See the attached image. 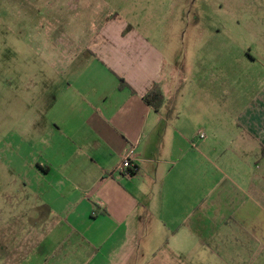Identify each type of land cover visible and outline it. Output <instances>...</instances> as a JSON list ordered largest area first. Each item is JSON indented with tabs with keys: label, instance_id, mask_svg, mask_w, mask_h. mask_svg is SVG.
I'll return each mask as SVG.
<instances>
[{
	"label": "crops",
	"instance_id": "obj_1",
	"mask_svg": "<svg viewBox=\"0 0 264 264\" xmlns=\"http://www.w3.org/2000/svg\"><path fill=\"white\" fill-rule=\"evenodd\" d=\"M114 21L91 42L104 69L46 100L56 121L30 122L43 146L20 186L46 209L17 234L14 264H264V74L239 88L207 74L195 104L178 58ZM65 39L63 55L82 54ZM71 58L54 60L59 76ZM131 149L134 175L115 173Z\"/></svg>",
	"mask_w": 264,
	"mask_h": 264
},
{
	"label": "rangeland",
	"instance_id": "obj_2",
	"mask_svg": "<svg viewBox=\"0 0 264 264\" xmlns=\"http://www.w3.org/2000/svg\"><path fill=\"white\" fill-rule=\"evenodd\" d=\"M113 19L116 28L125 26L124 31L118 28L119 36H129L135 28L161 54L178 58L179 74L187 77L184 87L195 104L194 85L207 74L225 76L229 88L241 87L237 75L264 74V0H0L2 263L23 258L16 254L17 234L25 233L46 209L42 197L33 199L20 186L28 175L30 152L43 146L39 128L30 122L56 121L54 112H46V102L63 87L104 69L91 53V42ZM61 38L80 39L82 54L73 57L78 51L72 47L63 55ZM65 55L72 57V64L59 76L53 62Z\"/></svg>",
	"mask_w": 264,
	"mask_h": 264
},
{
	"label": "trees",
	"instance_id": "obj_3",
	"mask_svg": "<svg viewBox=\"0 0 264 264\" xmlns=\"http://www.w3.org/2000/svg\"><path fill=\"white\" fill-rule=\"evenodd\" d=\"M120 79V88L129 87L126 82ZM144 101L151 106H159L163 102V95L162 91L159 86L154 85L151 91L144 97ZM135 169L131 172L132 175H134Z\"/></svg>",
	"mask_w": 264,
	"mask_h": 264
},
{
	"label": "built area",
	"instance_id": "obj_4",
	"mask_svg": "<svg viewBox=\"0 0 264 264\" xmlns=\"http://www.w3.org/2000/svg\"><path fill=\"white\" fill-rule=\"evenodd\" d=\"M206 135L204 133H201L199 135V138L204 139ZM135 156L134 149H131L128 154L125 156L123 163L117 167V169L114 171L115 173H124L126 177L132 176L131 172L134 170L133 166V160Z\"/></svg>",
	"mask_w": 264,
	"mask_h": 264
}]
</instances>
